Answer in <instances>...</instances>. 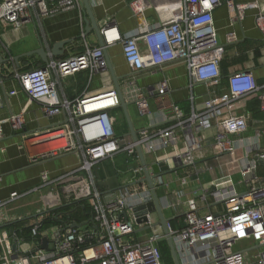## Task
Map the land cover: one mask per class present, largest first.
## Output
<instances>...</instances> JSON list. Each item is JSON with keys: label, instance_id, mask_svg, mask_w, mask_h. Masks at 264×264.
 Segmentation results:
<instances>
[{"label": "built area", "instance_id": "obj_1", "mask_svg": "<svg viewBox=\"0 0 264 264\" xmlns=\"http://www.w3.org/2000/svg\"><path fill=\"white\" fill-rule=\"evenodd\" d=\"M171 1L157 11L158 14L163 12L164 17L159 15L157 24L143 33L122 37L115 27L101 29L104 47H85L78 55L61 61L50 60L42 68L24 72H17L14 57L8 55L5 58L6 63L15 69L14 78L29 104H35L48 117L65 116L59 126L38 131L29 137L31 140L53 134L43 141L53 147L40 152L36 158H51L70 152L81 155L79 166L73 171L53 179L46 172L42 173V186L55 187L64 178L84 172L86 176L76 179L82 194L75 200L91 201L92 218L91 224L85 226L74 228L72 223L52 230L50 239L53 246L47 254L41 250L36 255L15 257L5 233L0 232V264H164L159 243L165 237L157 217L153 218L155 214H147L146 221L139 225L149 229L148 236L142 241L135 238V218L130 221L119 216L123 211L132 214L133 207L151 200L140 163L130 167L126 183L129 188L142 187L136 191L126 190L123 196L108 204L100 200L97 191L91 190L92 169L101 161L112 160L118 155L139 161L136 153L139 146L150 171V166L160 162L148 165L146 156L178 144L184 150L172 157L175 166L194 167L197 159L203 157L200 154L206 138L201 133L210 129L215 130L213 147L232 161L236 150L247 141L243 135L248 129V118L239 110L247 101L256 99L264 116V84L259 85L248 72L230 74L226 79V92H211L201 110H195L193 96L188 98V113L170 103L164 111L166 126L154 132L142 129L137 142H125L115 134V120L110 113L119 108V99L114 88L74 100L60 95V82L67 76L88 71L91 79L94 74L107 73L103 49L117 43L121 44L130 71L129 93L140 117L150 114L147 98L135 85V74L140 70L180 62L186 67L190 88L196 83L217 86L219 65L225 51L216 40L213 11L224 5L231 15L242 19L249 5L236 0ZM80 4V0H0V22L16 30L27 23H36L42 18L80 7ZM256 25L264 33V15L256 17ZM231 38L232 35L229 41ZM139 42L143 44V50H140ZM2 87L0 69V107ZM167 92L168 83L162 80L150 93L161 97ZM15 94L16 91H10L8 95L13 97ZM3 123H8L12 131H22L25 127L23 114H10L5 121H0V140L3 138ZM257 137H260L259 133ZM209 143L206 147H210L212 152ZM250 152L247 151L240 160L239 173L243 183L248 184L246 191L238 193L229 180H218L210 193L199 196L198 202L190 200L186 203L182 227L172 228L167 224L180 264H264V180L256 174L258 163L264 162V152L257 147L252 159L248 158ZM200 170L209 171V167L205 165L194 171L198 173ZM187 180L188 176L177 179L181 187L187 185ZM164 185L162 176L154 179L156 190ZM19 197L17 193L10 194L7 199L0 200V208ZM208 197L221 204L222 209L214 213L201 211ZM179 205L177 202L169 208L175 209ZM38 227L39 224L35 223L31 229L35 238L40 236ZM241 242H248L250 247L234 250L235 245Z\"/></svg>", "mask_w": 264, "mask_h": 264}, {"label": "crops", "instance_id": "obj_2", "mask_svg": "<svg viewBox=\"0 0 264 264\" xmlns=\"http://www.w3.org/2000/svg\"><path fill=\"white\" fill-rule=\"evenodd\" d=\"M170 1L89 0V7L93 21L100 29L112 26L122 37H131L156 25L159 15L164 17L163 12L158 14L157 11L171 4L172 1ZM236 2L249 5L242 19L231 15L224 5L213 11L216 40L225 51L219 65V84L210 87L205 83H196L190 88L186 67L180 62L167 63L161 68L140 70L135 74V85L141 89L149 102L150 114L147 117L138 115L134 98L130 96L128 88L130 71L124 60L121 44L106 47L107 59L118 79L125 100L129 102L128 113L137 137L142 129L154 132L166 126L164 111L170 103L178 105L188 113L190 111L188 98L193 96L195 110H201L211 92H226V79L232 73H251L259 85L264 84V33L256 25V17L260 14L264 15V0H236ZM85 18L88 19V15L81 3L80 7L42 18L36 23H27L16 30L0 22V52L4 58H8V55L19 57L18 64L15 65V69L19 72L18 70L23 68L33 69L32 67L38 63H42L43 67L46 65L35 54L26 56L40 47L46 52L48 61H61L78 55L85 50V47H98L97 37L90 26L84 23ZM230 35L232 38L229 41ZM65 41L61 55L52 57L53 47ZM138 45L140 50L144 49L141 42ZM22 58H26L24 63L21 62ZM0 69L3 77L0 121H5L10 114H23L25 120V127L22 131H12L8 123H3V138L0 140V200L7 199L12 193H17L20 197L0 208V232L5 233L11 249L15 245V249L12 250L15 257L32 256L41 251L40 236L49 239L47 251L42 250L44 254H47L53 246V241L50 239L51 231L58 227L53 226L39 231L38 238L33 237L31 231L23 238L21 234L35 223L39 224L46 211L80 197L82 193L76 179L86 175L84 172L76 173L69 179L64 178L55 187L42 186L40 176L46 172L53 179L75 170L79 166L81 155L78 152H70L51 158H36L41 151L38 153L29 137L38 131L59 126L64 122L65 116L61 114L51 118L35 104H29L14 78L15 69L8 63L1 65ZM89 76L88 71H79L63 78L59 85L60 95L67 100H74L84 95H95L114 88L108 71L104 74H94L91 79ZM162 80L168 83L167 94L161 97L155 93L151 94L150 92ZM10 91H16L15 96L10 97L8 95ZM246 104L239 110V113H245L248 118V129L243 135L247 141L239 146L232 156V161L228 156H221L213 147L214 129L202 131V137L206 138L200 154L203 157L197 159L194 167L175 166L172 157L176 152L184 150L181 144L146 156L148 165L158 161L168 166L169 173L162 176L165 185L156 190L167 219L182 220L186 211V203L190 200L198 202L199 196L210 193L218 180H229L238 193L247 190L248 184L243 183L239 173L240 160L247 151H251L248 158H254L257 147L260 152H264V116L258 104L261 119L252 118V113L247 111ZM121 112L118 108L110 115L115 121L117 119L120 121ZM122 131L124 132V129ZM257 133L260 137H257ZM121 138L125 142L132 141L128 127ZM208 142H210L208 145H211L212 152L209 151L210 147L209 149L206 147ZM122 156L125 155L101 161L92 169L91 180L87 177V180L91 182V190L97 191L100 200L105 204L123 196L126 190L136 191L142 187V185L130 188L127 186L128 170L130 167L138 166L140 162L134 158L127 156L123 158ZM205 165L209 167V171L200 170L198 173L194 171L196 168L202 169ZM256 174L264 180V164L258 163ZM184 176H188L187 185L181 187L177 179ZM89 202L91 203L90 200ZM177 202H180L179 206L175 209L169 208L171 204ZM202 208L203 212L214 213L220 211L222 205L215 203L212 197H208L207 204ZM119 216H122L121 213ZM122 217L133 221L132 214L127 211ZM155 217L157 216L154 215L153 218ZM180 223L181 226L178 228L183 225L182 221ZM134 229L135 238L138 240H144L149 234V229L135 223Z\"/></svg>", "mask_w": 264, "mask_h": 264}, {"label": "water", "instance_id": "obj_3", "mask_svg": "<svg viewBox=\"0 0 264 264\" xmlns=\"http://www.w3.org/2000/svg\"><path fill=\"white\" fill-rule=\"evenodd\" d=\"M81 3H82V6L84 7L85 12L88 15V19L85 18L84 23L88 27L90 26V29L93 30V32L95 33L99 46L104 47L103 37L101 34L102 30L98 27V25L95 23V21H93V19L91 17L89 0H81ZM65 43H66V41L57 43L51 51V56L56 57V56L61 55V49L63 48ZM32 54L37 55L44 64H46L48 62L47 54L43 48L40 47L39 49H36L33 52L28 53L26 56H29ZM103 57L106 61V68H107V71L109 72L110 77L112 79L114 90L116 91V93L118 95L119 109H121L122 114L124 116V119L126 121L128 130H129V136L131 137L132 142H137V140H138L137 134L135 133V131L133 129L132 123L130 121L129 113H128L129 102L125 100L122 89L118 83V79L115 77L113 70H112V67H111V65L107 59L105 48L103 49ZM13 59H14V62L16 64H18L19 57H14ZM6 62H7V60L3 57V55L0 52V66L4 65ZM136 153H137L140 165H141L142 170H143L144 181L147 184L151 200L145 204L136 205L135 207H133L132 208V216H133V218H135V223L137 225H141L142 223H144L146 221L145 216L147 214H155L157 216V219H158V224L162 228V231H163V234L165 237V241H166L168 249L170 251V255H171L173 264H180L178 257H177V253H176L175 248H174L172 238H171V236L168 232V229H167V224L170 222V219H167L164 216L162 205H161L159 196L157 195V192H156V189L154 186V179L155 178L169 173L168 166L165 165L164 163H159L157 165L150 166V171H149L147 168V165L145 163L142 150L139 146L136 147ZM261 164H264V162H261ZM121 215L125 216L126 212H124V211L121 212ZM71 227L75 228V227H77V225L73 224V225H71ZM14 249H15V245L12 246V250H14ZM40 249L43 251H47V249H48L47 237H43L40 239Z\"/></svg>", "mask_w": 264, "mask_h": 264}, {"label": "trees", "instance_id": "obj_4", "mask_svg": "<svg viewBox=\"0 0 264 264\" xmlns=\"http://www.w3.org/2000/svg\"><path fill=\"white\" fill-rule=\"evenodd\" d=\"M26 58H22L21 62H25ZM43 64L38 63L32 68H42ZM28 70L29 68H23L18 70L19 72H24ZM246 109L247 111L252 113V118L255 119H261V114L259 113V108H258V100L256 99H251L246 102ZM120 111V110H119ZM122 113V112H121ZM121 121V124H119ZM115 121V134L117 137H121L123 133H126V123L124 121V118L121 114V120ZM120 125V126H119ZM124 129V132L121 130ZM91 218H92V206L91 203L89 202V199H81V200H69L67 202L62 203L60 206L55 207L53 209H50L43 213L41 222L39 223L38 230L39 231H44L47 230L50 227H58V228H65L69 224H76L77 226H81L87 223L91 224ZM178 221H182L181 219L179 220L178 218H173L170 220L169 224L172 228H178L179 223ZM181 224V223H180ZM32 227H29L25 231L22 232L21 237H26L27 234L30 233ZM1 252V249H0ZM159 252H160V257L161 260L164 264H173L170 251L168 249L167 243L165 240H162L159 243Z\"/></svg>", "mask_w": 264, "mask_h": 264}, {"label": "rangeland", "instance_id": "obj_5", "mask_svg": "<svg viewBox=\"0 0 264 264\" xmlns=\"http://www.w3.org/2000/svg\"><path fill=\"white\" fill-rule=\"evenodd\" d=\"M53 134L48 135V136H41L38 138H32V143L34 144V146L37 148L38 153L41 151L44 152L46 151L49 147H53L52 145H48V144H44L43 141L45 139H48L49 137H51ZM123 158H125V156H122ZM124 161V160H123ZM122 162V161H120ZM118 165V163H117ZM125 170V169H124ZM166 213V212H165ZM250 247V244L248 242H241L235 245L234 250H242V249H248ZM254 253V252H253Z\"/></svg>", "mask_w": 264, "mask_h": 264}]
</instances>
